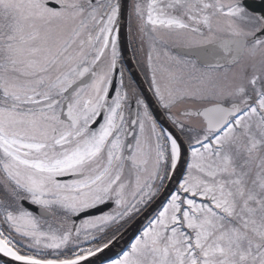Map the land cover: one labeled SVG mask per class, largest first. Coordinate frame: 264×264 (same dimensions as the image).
I'll return each instance as SVG.
<instances>
[{"label":"snow or ice","instance_id":"1","mask_svg":"<svg viewBox=\"0 0 264 264\" xmlns=\"http://www.w3.org/2000/svg\"><path fill=\"white\" fill-rule=\"evenodd\" d=\"M0 256L264 264V0H0Z\"/></svg>","mask_w":264,"mask_h":264},{"label":"water","instance_id":"2","mask_svg":"<svg viewBox=\"0 0 264 264\" xmlns=\"http://www.w3.org/2000/svg\"><path fill=\"white\" fill-rule=\"evenodd\" d=\"M134 70H135V69H134ZM9 259H10V258H5V257L0 256V260L3 261V262H5V263H6Z\"/></svg>","mask_w":264,"mask_h":264},{"label":"flooded vegetation","instance_id":"3","mask_svg":"<svg viewBox=\"0 0 264 264\" xmlns=\"http://www.w3.org/2000/svg\"><path fill=\"white\" fill-rule=\"evenodd\" d=\"M0 264H3V263L0 261Z\"/></svg>","mask_w":264,"mask_h":264}]
</instances>
